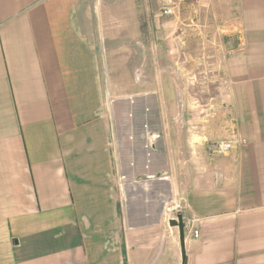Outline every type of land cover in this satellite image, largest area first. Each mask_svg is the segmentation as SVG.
<instances>
[{"label": "crops", "instance_id": "1", "mask_svg": "<svg viewBox=\"0 0 264 264\" xmlns=\"http://www.w3.org/2000/svg\"><path fill=\"white\" fill-rule=\"evenodd\" d=\"M187 7L0 0V264H264V0Z\"/></svg>", "mask_w": 264, "mask_h": 264}, {"label": "rangeland", "instance_id": "2", "mask_svg": "<svg viewBox=\"0 0 264 264\" xmlns=\"http://www.w3.org/2000/svg\"><path fill=\"white\" fill-rule=\"evenodd\" d=\"M176 4V9H175V14L174 16L170 17V18H162L159 16V11H160V7L164 6L166 4H163L164 2H162V0H153V5L156 7L155 9H157L154 14L158 15L157 19L160 23V25H163L164 28L161 27V30L164 32L163 34H165L166 36H178V35H182L183 32H185L186 30L190 29V33H192L193 31H195L196 29L194 28L195 26H190V28H188L187 26L192 25V23L190 22V15L192 14L191 11H189V8L187 7L189 4H194L196 1L194 0H173ZM220 2L221 0H199L198 2H200V4H214V2ZM212 13V12H211ZM195 14V13H193ZM204 14V18H202V21L199 23V32L205 37H215L217 38L218 36L222 37L223 40H227V36L224 33H220L217 34L215 33V29L213 28L217 23L214 20V18L212 17L210 20L207 17L206 13ZM206 17V18H205ZM214 25V26H213ZM224 28V27H223ZM223 28H221V31L224 30ZM156 34L160 35V30L157 29L156 30ZM232 40L229 39L228 43L229 46L232 44ZM168 46V45H167ZM176 45H172L170 46L171 48L175 47ZM164 47H166L165 45L161 46V49H164ZM175 57V55H174ZM176 60V59H175ZM175 97L173 95H170V100L174 99ZM180 245V244H179ZM180 249V247H179ZM161 253V252H160ZM180 255H181V250H180ZM157 261L162 262V263H172L174 256L171 250V247L169 248L168 245L165 247L163 253L157 255Z\"/></svg>", "mask_w": 264, "mask_h": 264}, {"label": "built area", "instance_id": "3", "mask_svg": "<svg viewBox=\"0 0 264 264\" xmlns=\"http://www.w3.org/2000/svg\"><path fill=\"white\" fill-rule=\"evenodd\" d=\"M198 2L199 0H194ZM176 4L173 0H167V4L162 6L159 11V16L162 18H170L174 16ZM245 141L238 135L237 132H231L226 139L208 143L206 145L207 153L212 157L225 156L234 149L241 147ZM194 239L199 237L197 231H193Z\"/></svg>", "mask_w": 264, "mask_h": 264}, {"label": "water", "instance_id": "4", "mask_svg": "<svg viewBox=\"0 0 264 264\" xmlns=\"http://www.w3.org/2000/svg\"><path fill=\"white\" fill-rule=\"evenodd\" d=\"M169 226L171 228H178L179 231V242H180V250H181V264H186V254H185V248H184V223L182 221V216L178 215L176 219H173L169 222Z\"/></svg>", "mask_w": 264, "mask_h": 264}]
</instances>
